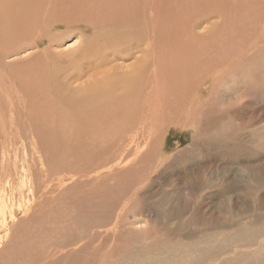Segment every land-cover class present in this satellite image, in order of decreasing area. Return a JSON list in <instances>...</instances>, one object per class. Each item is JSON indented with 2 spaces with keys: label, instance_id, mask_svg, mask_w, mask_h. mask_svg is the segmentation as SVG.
<instances>
[{
  "label": "rangeland",
  "instance_id": "374dc122",
  "mask_svg": "<svg viewBox=\"0 0 264 264\" xmlns=\"http://www.w3.org/2000/svg\"><path fill=\"white\" fill-rule=\"evenodd\" d=\"M118 1L123 8L128 0ZM172 1L181 4V10L174 15L179 20L181 16L184 21L185 15L195 11L203 15L193 31L200 39L211 32L213 25L225 20L222 14L210 12L207 16L201 4V11L191 10L190 1L183 12V0H167L166 12ZM243 1L253 3V0L237 2L243 5ZM90 2L93 0H88V5ZM91 9L97 11L96 7ZM92 10L84 9V13L73 15L75 18L82 14L83 19L77 23L81 27L59 26L53 31L52 36L58 41L50 48L55 61L68 60L66 56L86 45L85 41L101 39L99 33L105 37L116 29L103 17L93 16ZM87 19L88 24L82 23ZM226 20L233 23L230 18ZM188 44L194 50L198 47ZM26 48L17 56L6 58L4 63L26 62L36 53ZM133 60V56L117 60L97 69V75L83 73V77L71 82L72 88L80 92L91 84L92 77L96 76L97 80L102 76L99 73L102 70L105 72L113 65L129 68ZM229 86L228 92H219L209 109L216 119L206 121V116H201L199 126L210 138L204 143L197 139L193 154L184 150L192 143V130L184 132L174 126L169 127L168 135L161 137L158 155L142 152L143 157L139 154L137 159L134 157L138 148L130 135L127 140L118 141V127L106 129L101 125L86 130L81 124L63 123V117L61 122L55 121L56 116L50 127L48 124L1 126L0 264H173V260L189 264L203 254L207 259L220 258L218 250L228 245L225 240L230 235H249L250 228L242 225L244 218L253 216L258 227L264 217V187L251 183L249 174L254 169L248 166L253 158L258 164L264 163V145L259 150L254 145L256 142L237 141L245 146L243 150L239 146L240 153L238 145L232 142L245 131L241 125L246 130L263 129L264 98L251 97L247 91L233 84ZM68 88L74 96L76 90ZM228 101L232 102L231 106L235 101H246L238 106L244 111L238 113L241 117L223 112L221 104ZM230 116H234V128L227 127ZM258 150L263 153L259 154ZM161 166H166L165 170Z\"/></svg>",
  "mask_w": 264,
  "mask_h": 264
},
{
  "label": "bare ground",
  "instance_id": "6f19581e",
  "mask_svg": "<svg viewBox=\"0 0 264 264\" xmlns=\"http://www.w3.org/2000/svg\"><path fill=\"white\" fill-rule=\"evenodd\" d=\"M188 1L191 2V10L201 11V4L207 16L210 12L222 14L221 17L230 18L233 23H226L227 18L224 17L222 24L213 25L211 32L200 39L193 31L203 15L195 11L190 16L185 15L184 21L181 16L179 20L174 16L181 10L179 1H172L174 3H170L166 12L167 0H128L123 8L118 0H93L89 5L88 0H0V127L8 124L49 126L54 116L57 117L55 121L61 122L63 117V123L81 124L86 130L101 125H105L106 129L118 127V141L127 140L130 135L138 148L135 150L138 155L134 157L137 159L142 152L158 155L161 137L168 135L169 127L174 126L184 132L192 130V143L184 150L193 154L197 139H200L199 143H204L210 138L199 124L201 116H206V121L216 119L209 109L214 106L213 101L219 92H228L232 86L229 85L233 84L247 91L251 97L264 98V0H253L252 4L243 1V5L238 0H183V12ZM84 9L92 10L93 16L98 19L103 17L116 29L105 37L99 33L101 39L85 41L86 45L81 44L77 52L75 50L71 56H66L68 60L61 58L55 61L50 48L58 41L52 36L53 31L59 26L67 29L81 27L77 23L83 19L82 14L75 18L73 15L84 13ZM220 10L222 12H217ZM89 22V19L82 21ZM188 43L199 49L194 50ZM26 47L36 52L26 62L4 63L6 58L19 55V51H24ZM129 56L134 57V63L129 68L113 65L109 70L99 72L103 75L97 80L96 76L92 77L91 84L82 91L72 88L74 83L71 82L83 77V73L84 76L97 75L98 70L117 60L124 61ZM250 61H253V67H250ZM217 63H220L218 67ZM53 68H56L55 71H51ZM69 86L76 90L74 96ZM230 102L221 104L223 112L226 110L241 117L238 113L244 111H240L238 106L246 101H235L232 106ZM61 113L63 116H60ZM71 115L77 118L72 119ZM234 116L228 117V128L235 124ZM240 128L245 130L241 133L243 137L238 134L236 142L232 141L238 145L237 149L242 145L237 141L256 142L254 145L259 150L263 147L261 133L264 127L259 131L257 128L246 130L242 125ZM253 129L256 131H251ZM248 166L254 169L257 177L255 180L254 173H248L251 183L264 187V163L258 164L253 158ZM247 171L248 168L244 176ZM262 221L257 227L253 216L244 218L242 225L250 228L248 236L230 235L225 240L228 245L218 250L220 258L207 259V255L203 254L189 264H264V217Z\"/></svg>",
  "mask_w": 264,
  "mask_h": 264
}]
</instances>
